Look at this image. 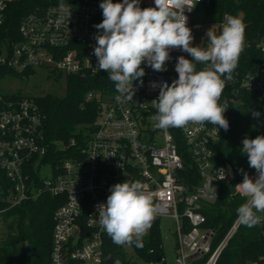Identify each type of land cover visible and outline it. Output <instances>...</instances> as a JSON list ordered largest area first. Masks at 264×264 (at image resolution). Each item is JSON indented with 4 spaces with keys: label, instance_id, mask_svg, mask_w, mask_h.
Wrapping results in <instances>:
<instances>
[{
    "label": "built area",
    "instance_id": "built-area-1",
    "mask_svg": "<svg viewBox=\"0 0 264 264\" xmlns=\"http://www.w3.org/2000/svg\"><path fill=\"white\" fill-rule=\"evenodd\" d=\"M10 1L0 0V67L10 69L25 80L35 75L38 68H46L48 77L55 79L58 74H107L96 67L94 55L95 36L100 31L94 25L103 20L99 7L102 0L69 5L71 16L61 24L56 23L61 15L59 4L48 5L25 16L16 37L5 40L3 26ZM200 1L191 0L192 10H184L192 35L206 28V24L194 19ZM153 6L154 0H140L142 8ZM229 15L226 13L222 21H218L220 26ZM257 48L262 55L260 66L246 73L235 71L232 79L225 82L219 101L228 105L225 117L232 105L242 102L246 93H264V33ZM178 52L179 49L170 50L163 72L154 71L146 62L141 65L145 71L143 84L139 80L133 82L135 94L131 101H117L115 90L89 91L87 100L100 104L98 119L82 145L76 138L69 144L58 143L56 152L60 158L56 162L45 160L50 145L45 140V120L37 95L21 92V96L4 101L0 111V168L12 184L1 190L7 206L0 210V215L44 193L63 197L54 212L51 264H102L109 236L99 224L97 206L106 203L112 185L125 181L138 180L146 184L158 210L155 218L169 215L177 223L173 261L164 254L145 262L134 257L132 264H217L241 225L236 218L214 247L215 230L205 225L207 219L202 212L206 203L216 200L217 183L236 177L230 161L218 163L215 160L221 129L210 122L203 126L189 123L184 128L167 130L154 126L156 122L152 117L156 109L152 101L158 98L159 85L164 82L170 85L178 79L175 71ZM154 82L158 85L155 88L152 87ZM262 111L264 113V108ZM246 137L254 139L243 137L242 148ZM180 140L184 150H181ZM70 147L76 149L67 153ZM60 154L68 155L61 157ZM191 171L198 174L200 182L193 183L192 190L186 192L182 179L190 182ZM248 175L255 180L258 174L255 170ZM236 191L240 193L237 187ZM259 216L264 226V215Z\"/></svg>",
    "mask_w": 264,
    "mask_h": 264
},
{
    "label": "clouds",
    "instance_id": "clouds-1",
    "mask_svg": "<svg viewBox=\"0 0 264 264\" xmlns=\"http://www.w3.org/2000/svg\"><path fill=\"white\" fill-rule=\"evenodd\" d=\"M99 7L103 20L94 25L100 30L95 36L96 67L114 83L117 101L133 99V82L139 80L143 84L142 64L146 62L154 71L163 72L170 50L180 49L193 59L179 56L175 65L178 79L170 85H159L158 98L152 101L156 109L154 126L167 130L210 122L218 129H229L224 115L228 105L219 101L225 82L232 79L244 51L245 24L241 18L227 16L219 34L212 27L207 30V47H193L192 30L184 14L185 8L192 10L191 0H154L153 7L145 8L140 7V0H102ZM58 10L61 15L56 23L61 24L71 16L72 9L60 0ZM197 64L204 67L197 71ZM157 86L152 84L153 88ZM260 115L252 112L254 118ZM242 144V153L258 175L253 180L245 172L243 181L236 185L247 199L237 209V218L240 224L252 228L261 223L257 213H264V136L246 137ZM109 191L106 203L97 206L100 226L114 244L143 248V237L158 211L152 193L138 180L116 183Z\"/></svg>",
    "mask_w": 264,
    "mask_h": 264
},
{
    "label": "trees",
    "instance_id": "trees-1",
    "mask_svg": "<svg viewBox=\"0 0 264 264\" xmlns=\"http://www.w3.org/2000/svg\"><path fill=\"white\" fill-rule=\"evenodd\" d=\"M86 1L64 0L68 5H80ZM59 3L60 0H11L6 9L3 39L10 40L16 37L22 19L28 14ZM198 4L206 14L213 16L217 21H222L226 13L231 16L241 14L245 24V47L234 72L246 73L258 68L262 62L257 43L264 33V0H201ZM215 32L219 34L216 28ZM203 67V64H197L196 70L199 71ZM6 76L18 75L6 67H0V82ZM62 77L66 79L67 84L64 96L44 93L37 95L36 98L45 120V140L50 145V151L45 157L47 161L56 162L60 158L57 157L56 152L60 142L69 144L73 138H76L82 145L85 135L96 123L100 104L96 100H87V93L91 90L105 92L115 90L114 83L108 79V74L94 76L58 74L57 80ZM18 96H21V92L12 94L0 92V111L5 100ZM263 108L264 93H246L242 102L232 105L225 117L229 122V129L225 131L221 128L215 160L218 163L230 161L235 168L236 177L231 181H219L216 186V200L206 203L202 209L207 219L205 225L215 230L214 247L224 238L238 217L237 209L247 202V199L236 191V185L244 178L245 172L250 174L255 169L249 166L247 156L241 151V140L245 136L254 138L264 136ZM253 111L261 114L259 118L252 116ZM180 147L181 150L185 149L181 140ZM75 149L76 147H70L67 153ZM185 152L184 157L188 160ZM60 155L66 157L68 154ZM188 171L186 170V174ZM191 172L193 175L190 182L182 179L186 184V192L192 190L193 183L200 182L198 174ZM11 184L6 172L0 168V210L7 206L5 193L1 190ZM63 200L61 196L44 193L37 199L24 201L1 213L5 231L0 237V264H51L54 212ZM263 229L262 223L252 228L241 224L221 253L217 264L264 263ZM143 244V248H137L135 244L118 246L108 237L104 245L102 264H115L117 260L119 264H132L134 257L145 262L159 259L164 255L159 218L153 220L151 228L143 237ZM129 247L132 249L131 253L128 252Z\"/></svg>",
    "mask_w": 264,
    "mask_h": 264
},
{
    "label": "rangeland",
    "instance_id": "rangeland-1",
    "mask_svg": "<svg viewBox=\"0 0 264 264\" xmlns=\"http://www.w3.org/2000/svg\"><path fill=\"white\" fill-rule=\"evenodd\" d=\"M237 17L242 19L241 14ZM194 19L197 22L206 24V28L202 33L193 35L192 46H201L205 47L207 42L206 32L212 27L213 31L215 28L218 29V32L221 31L222 26L215 18L211 15H208L203 10L202 6L197 4L194 12ZM178 55H183L185 58L192 60L193 58L186 52H183L179 49ZM67 84L64 77L59 80L54 77H48V70L46 68H38L35 75H32L29 79L25 80L17 76H6L0 82V92L2 94H12L15 92H23L27 95H40L44 93H51L57 96H64L66 94ZM49 168V167H48ZM259 215H264V213H259ZM160 226L162 231L163 238V247L168 260L173 261L176 241H177V223L174 218L169 215L161 216ZM5 231V224L0 215V237ZM129 251L132 249L129 247Z\"/></svg>",
    "mask_w": 264,
    "mask_h": 264
}]
</instances>
